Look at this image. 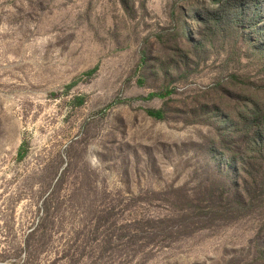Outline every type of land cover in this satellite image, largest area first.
<instances>
[{
    "label": "rangeland",
    "instance_id": "374dc122",
    "mask_svg": "<svg viewBox=\"0 0 264 264\" xmlns=\"http://www.w3.org/2000/svg\"><path fill=\"white\" fill-rule=\"evenodd\" d=\"M0 264H264V0H0Z\"/></svg>",
    "mask_w": 264,
    "mask_h": 264
},
{
    "label": "trees",
    "instance_id": "16d2710c",
    "mask_svg": "<svg viewBox=\"0 0 264 264\" xmlns=\"http://www.w3.org/2000/svg\"><path fill=\"white\" fill-rule=\"evenodd\" d=\"M92 72H93V70H91L89 72V74H91ZM149 115L152 116V117H154V118H162L161 117V112H157V111H150L149 112Z\"/></svg>",
    "mask_w": 264,
    "mask_h": 264
}]
</instances>
